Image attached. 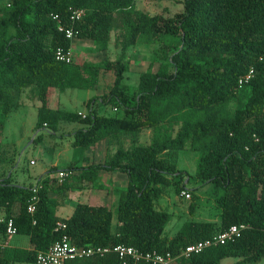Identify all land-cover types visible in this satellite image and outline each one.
Here are the masks:
<instances>
[{
    "label": "trees",
    "instance_id": "trees-1",
    "mask_svg": "<svg viewBox=\"0 0 264 264\" xmlns=\"http://www.w3.org/2000/svg\"><path fill=\"white\" fill-rule=\"evenodd\" d=\"M182 6L168 18L136 9L135 0H12L10 7L0 6V134L20 95L31 87L40 102L35 144L60 123L84 125L73 133L72 148L86 150L108 141L103 164L70 166L64 171L74 174L62 181L52 168L38 180L33 214L27 212L33 186L17 185L11 175L0 174V214L33 247L0 249V264L34 263L37 252L63 236L77 247L122 245L179 255L189 245L240 225L246 228L233 241L178 263L220 264L238 258L236 264H256L264 259V0H182ZM76 9L85 15L74 25L75 40L92 41L105 51L116 32L120 45L118 58L104 63V70L114 74L113 84L106 95L87 101L85 118L48 105L53 90L96 89L100 81L96 66L55 60V49L72 42L57 31L52 17L67 25ZM140 43L158 45L160 57L132 88L124 85L126 58ZM250 67L254 78L238 87ZM96 103L111 106L114 115L97 113ZM145 131L150 136L142 143ZM183 151L198 155L194 177L218 196L219 219L186 221L169 238L165 229L172 216L158 210L157 203L172 186L187 190L186 172L176 162ZM99 170L127 178L114 210L77 203L69 218L57 217V197L73 180L95 182ZM5 227L0 223V238ZM72 264L121 262L111 252Z\"/></svg>",
    "mask_w": 264,
    "mask_h": 264
},
{
    "label": "rangeland",
    "instance_id": "rangeland-1",
    "mask_svg": "<svg viewBox=\"0 0 264 264\" xmlns=\"http://www.w3.org/2000/svg\"><path fill=\"white\" fill-rule=\"evenodd\" d=\"M7 3L8 0H0V6L2 7L6 6ZM135 6L136 9L149 16L157 15L163 18L171 17L183 9L182 0H135ZM116 36V32L111 33V38L105 51H101L100 47L92 41L74 40L72 42L74 62L98 67L100 69V81L96 89H68L64 91L60 95V108L67 109L68 111L85 110L83 101L96 97L97 95H106L109 92L113 84L114 74L112 71L104 70V63L106 61H114L118 58L120 45H116L115 43ZM159 57L158 45L140 43L133 46L126 58L128 72L125 74L124 85L132 88L135 87L140 74L148 68L152 61L158 62ZM30 90L31 88L25 89L23 93V103L25 105L17 113L19 114L16 117L17 120L14 121V119L12 121L11 119L6 131L7 135L0 134V169H8L3 172L0 171V174H6L11 171H14L13 173L16 174L15 169H17V174L25 176L27 174L32 175L33 172H38L44 168L46 162L57 160L58 168H62L77 159H81L86 154L83 148H69L65 151L46 149L44 152L36 149V144L33 145V141L37 137V133H34L37 111L33 107V103H38V101L34 97L27 98ZM54 92L59 91L53 90L50 95L52 96ZM56 102L54 100L51 105H55ZM111 108V106H106L109 114H111ZM61 131V136H65L66 131L63 129ZM141 136V142L147 143L150 131L143 132ZM32 138H34L33 141ZM47 139L50 138L47 137ZM47 139L45 138L43 141ZM30 160L36 162V165H29ZM197 161L198 155L190 151L180 152L176 156L177 168L186 172L183 175L185 179L184 184L190 192L191 198L186 200L180 197L181 189L179 184L178 186L168 188L165 195L157 203L158 210L166 211L172 216L170 223L165 229V235L169 238L174 237L186 221L217 222L219 219V209L217 207L218 196L211 195L212 186L200 187V182L194 177ZM16 176H13L14 179ZM101 183L104 184V181L102 180ZM104 187H107V184ZM106 193V189L103 190L102 199L104 200V205L113 211L115 206L110 205L112 196L106 195ZM191 205H193L192 211L190 209ZM62 215L65 216L67 213H62ZM238 261V258H228L222 260L220 264H236ZM256 264H264V259Z\"/></svg>",
    "mask_w": 264,
    "mask_h": 264
},
{
    "label": "crops",
    "instance_id": "crops-1",
    "mask_svg": "<svg viewBox=\"0 0 264 264\" xmlns=\"http://www.w3.org/2000/svg\"><path fill=\"white\" fill-rule=\"evenodd\" d=\"M24 92H25V90L22 92V94L19 97V105L10 112L9 116L7 117V119L5 121L4 129L2 131L4 136L7 135L6 131H7V128H8V125H9L11 119H12V121L14 119H15L14 121H16L17 120L16 117H18V115H19L17 113H19V110L21 109V107H23L25 105L23 103L24 102V98H23ZM63 92H56V93L54 92L52 96L51 95L49 96L48 105L51 109H63V110L68 111L67 109L59 107L60 99H61L60 95ZM97 96H99V95H97ZM32 97L36 98L38 101V103H33V107L37 111L38 107L40 106V102H39V100L36 96V92L33 88H31V90L29 91V94H27V98L30 99ZM25 100H26V98H25ZM54 100L57 101L56 104L51 105V103ZM88 100L83 101L84 107H85V104L87 103ZM93 109L99 114L114 115V113H115V111L111 108V114H109V112L106 110V106L102 105V103H96L95 105H93ZM73 112L87 113L86 107H85V110L73 111ZM13 115H14V117H13ZM36 118H37V115H36ZM83 127H84V125L80 124V123H60L57 127L56 132L49 133V134L47 133L46 136L44 137V139L45 138L47 139V137H49L50 139H47L46 141H42L39 144H36L35 147H36V149H38L39 151H42V152H44L46 149H49V150L51 149L52 151H56V150L65 151L69 148L76 149V148H72L70 146V143H71L72 137H73V133L75 131H77L78 129H81ZM62 129L66 131L65 136H61V134H62L61 130ZM34 133L38 134L39 132L38 131L36 132L34 130ZM33 139L34 138H32V141H33ZM34 144L35 143L33 141V145ZM107 150H108V141L104 140V141L97 143L95 146L91 147L90 149H86L85 150L86 154H84V156L81 159H77L76 161L69 163V165H67L66 167L58 168V161L53 160L50 162H46L44 165V168L40 169L38 172H33L32 175L27 174L25 176L22 174H17V169H15L16 174L13 173L14 171L7 172V174H8V176L11 175V178H13L12 181L14 183H16L17 185L34 186L36 184V182L38 180H40L42 177H44L46 175V173L52 168H57L59 171H61V170H64L70 166H80V167L88 168L89 166H92V165L103 164L105 162V159H106ZM31 161H33V160L29 161V165H31L30 164ZM35 165H36V162H34V164H32L31 166H35ZM4 170H8V169H0V171H2V172ZM78 174L79 173H77V175L75 176L76 179H77ZM96 175H97V179L93 183L88 182V181L79 182L78 180H73L71 182V184L69 185L70 188L65 190L64 193H62L61 195H59L57 197V201L59 202V206H58V209L56 211L57 217H59L61 219L69 218L72 215V213L74 211V207L77 203L88 204V205H93V206H100V205L105 206L104 200L102 199L103 190H105V189L107 192L106 195L112 196L111 201H110V205L112 204V205L116 206L117 192L120 188H123L126 186L127 178H126L125 174L99 170V171H97ZM13 176H16L15 179ZM102 180L104 181V184L101 183ZM106 184H107V187H104ZM65 212L67 213V215L63 216L62 213H65ZM0 219H3L2 214H0ZM7 248H10V249L21 248V249L31 250L33 247L31 245L29 237L27 235L17 234V235L10 237L8 239V247ZM19 263L20 262H16L14 264H19ZM31 264H34V263L31 262Z\"/></svg>",
    "mask_w": 264,
    "mask_h": 264
},
{
    "label": "built area",
    "instance_id": "built-area-1",
    "mask_svg": "<svg viewBox=\"0 0 264 264\" xmlns=\"http://www.w3.org/2000/svg\"><path fill=\"white\" fill-rule=\"evenodd\" d=\"M12 0H8L6 4L10 7ZM85 15L83 9L72 10L68 15L67 25H63L58 18V16H53V20L57 22V31L61 33L65 39L73 42L76 38L77 31L74 25L82 20ZM264 55V54H263ZM55 60L65 64H71L74 62L73 59V48L69 46L68 48L57 47L54 51ZM261 60V58H260ZM255 69L250 67L248 71L238 79V87L247 85L254 78ZM82 118H85V114L79 112ZM30 164H34L33 161ZM72 171H58L55 177L62 181L68 176L73 175ZM34 195L28 202L27 212L33 214L35 212V203L38 201L36 196L37 186L34 185L32 189ZM180 197L186 200L191 198L189 191L184 190L180 193ZM0 223L5 224V236L0 238V249L8 247V239L17 235V230L13 224L12 220L6 221L4 218L0 219ZM35 224V222H33ZM60 229H64L65 225L63 223H58ZM246 226H232L228 230L217 234L210 239L203 242L192 244L187 246L179 255H172L170 252L159 253L157 251L152 252H142L132 247H126L122 245L114 247H77L72 245L66 236L53 245H51L46 251H39L36 253L34 264H72L76 259L80 258H90L93 256H104L111 252L115 253L120 260L121 264H128L129 262H146L148 264H179V260L190 259L194 255L200 254L204 249L210 246L223 245L229 241H233L239 236L240 232L244 230Z\"/></svg>",
    "mask_w": 264,
    "mask_h": 264
}]
</instances>
